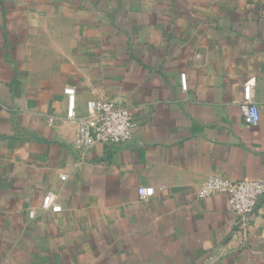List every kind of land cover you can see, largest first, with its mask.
Here are the masks:
<instances>
[{
  "label": "crops",
  "instance_id": "1",
  "mask_svg": "<svg viewBox=\"0 0 264 264\" xmlns=\"http://www.w3.org/2000/svg\"><path fill=\"white\" fill-rule=\"evenodd\" d=\"M68 87L133 139L77 149ZM210 177L264 179V0H0V264H264V201L242 223Z\"/></svg>",
  "mask_w": 264,
  "mask_h": 264
},
{
  "label": "built area",
  "instance_id": "2",
  "mask_svg": "<svg viewBox=\"0 0 264 264\" xmlns=\"http://www.w3.org/2000/svg\"><path fill=\"white\" fill-rule=\"evenodd\" d=\"M256 78H250L243 88V101L240 112L245 123L252 127L261 121V106L254 98ZM181 87L188 90L186 75H181ZM67 110L66 118L77 124L76 147L87 150L98 144L116 148L129 143L134 136L136 124L130 110L109 100H90L86 105V115L80 116L77 111V92L73 87L65 89ZM54 125V118L49 119ZM154 187H141V200L155 196ZM217 194L228 196L232 213L242 223H250L257 208L264 201V179L257 181L231 182L219 177H210L197 194L199 200H204ZM44 210L55 213L62 212V206L54 194H48L42 204ZM35 212H30V218Z\"/></svg>",
  "mask_w": 264,
  "mask_h": 264
}]
</instances>
